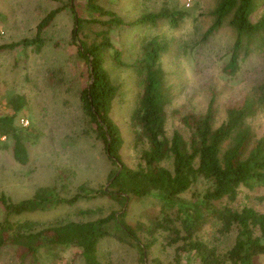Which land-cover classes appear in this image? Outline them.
<instances>
[{"label":"trees","instance_id":"1","mask_svg":"<svg viewBox=\"0 0 264 264\" xmlns=\"http://www.w3.org/2000/svg\"><path fill=\"white\" fill-rule=\"evenodd\" d=\"M263 1L221 0L211 12L213 23L204 33V39L217 34L224 25L235 36L225 67L230 74L238 70L239 60L252 51L260 50L264 54V9L259 19L252 21ZM67 8L73 14L70 43L76 45L78 56L88 69L89 83L80 91L79 102L85 122L103 144L113 170L106 186L88 189L81 185L70 197L42 189L32 198L14 202L2 194L0 204L4 218L0 222V254L13 246L21 264L27 261L39 264L46 253L55 255L72 248L80 251L84 264H102L98 258L99 244L105 239H114L137 248L140 260L145 261L158 242L157 236L165 234L169 245L178 244V254L181 251L192 253L200 264H257L256 260L264 256V213L250 206L238 210L230 203L237 201L242 187L252 192L264 191V139H258L248 124V120L264 111V79L228 105L226 118L218 126L214 97L202 115L174 110L172 114L178 117L183 131L176 129L169 135L168 109L173 103L174 91L162 64V57L169 52V43L158 36L151 39L144 36L139 40L136 59L128 63L112 44L110 32L117 27L155 26L161 22L178 29L186 14L164 6L158 12L144 13L126 22L115 12L103 8L98 0H86V9L92 17L84 18L69 2L47 13L38 24L34 38L1 45L0 53L16 47H32L40 53L46 29ZM87 32L92 34L91 42L83 38ZM108 50L114 64L134 70L141 83L130 122L134 146L141 149L140 162L135 168L123 159L124 139L111 116L120 88L104 67L103 54ZM10 105L12 112L0 117V137L13 140L14 159L24 165L29 159L28 149L16 122L27 100L17 95L10 100ZM199 181H206L208 187L189 199L184 198ZM151 196L159 199L161 208L150 219V224H128L125 221L128 203L134 198ZM97 198H108L121 210L92 221H71L40 229H34L29 221H14L25 214L45 212L53 205L73 206L80 200ZM208 225H215L220 236L236 231L233 246L223 255L201 237ZM140 234L146 235L148 240L143 243Z\"/></svg>","mask_w":264,"mask_h":264},{"label":"rangeland","instance_id":"2","mask_svg":"<svg viewBox=\"0 0 264 264\" xmlns=\"http://www.w3.org/2000/svg\"><path fill=\"white\" fill-rule=\"evenodd\" d=\"M220 1L98 0L103 8L115 12L126 22L144 13L158 12L164 6L186 14L178 29L161 22L155 26L117 27L110 32L112 44L128 63L136 59L139 40L144 36L148 39L158 36L169 43V52L162 57L168 83L174 91L173 103L168 109L169 135L176 129L183 131L178 117L172 114L174 110L181 114L202 115L214 97L218 126L226 118L228 105L264 79V54L260 50L240 59L234 74L226 71L235 37L227 25L204 39V33L213 23L211 12ZM69 2L74 4L78 15L92 17L86 9V0H0V46L34 38L38 24L47 13ZM263 9L264 1L252 16L253 22L259 19ZM72 28L73 14L67 8L46 29L40 53L32 47H16L0 53V117L12 112L10 100L13 97L23 95L27 100L16 125L28 149V162L18 163L13 155V140L0 137V196L5 194L14 202L32 198L42 189H52L60 197H70L81 185L88 189L106 186L107 177L113 170L103 144L86 124L81 109L79 93L89 83V77L87 65L79 58L76 45L70 43ZM83 38L91 42L92 34L87 32ZM103 59L113 83L120 88V97L113 105L111 116L124 139L123 159L135 168L140 162L141 149L134 146L130 122L141 83L134 70L114 64L111 51H105ZM248 124L258 139H264V111L248 120ZM207 187L206 181H199L184 198L202 193ZM128 204L125 221L134 226L138 222L149 225L150 219L161 208L159 199L154 196L134 198ZM230 205L238 210L250 206L264 213V191L252 192L242 187L237 201ZM120 210L121 207L108 198L86 199L73 206L53 205L45 212L25 214L14 221H29L34 229H40L71 221H92ZM3 218L4 210L0 204V222ZM216 230L215 225H208L201 237L223 255L233 246L236 231L220 236ZM139 236L143 243L148 240L144 234ZM157 238L158 242L150 249L145 261L140 260L137 248L114 239H105L99 244L98 258L102 264H200L192 253L181 251L178 254V244L169 245L165 234ZM71 263L84 264L80 251L72 248L55 255L46 253L39 261V264ZM256 263L264 264V256ZM0 264H21L17 249L13 246L5 249L0 254Z\"/></svg>","mask_w":264,"mask_h":264},{"label":"built area","instance_id":"3","mask_svg":"<svg viewBox=\"0 0 264 264\" xmlns=\"http://www.w3.org/2000/svg\"><path fill=\"white\" fill-rule=\"evenodd\" d=\"M24 121H25L24 119L21 120L22 123H25Z\"/></svg>","mask_w":264,"mask_h":264}]
</instances>
